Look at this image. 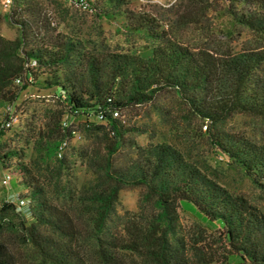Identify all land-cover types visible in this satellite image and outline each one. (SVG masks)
I'll return each mask as SVG.
<instances>
[{
    "label": "trees",
    "instance_id": "16d2710c",
    "mask_svg": "<svg viewBox=\"0 0 264 264\" xmlns=\"http://www.w3.org/2000/svg\"><path fill=\"white\" fill-rule=\"evenodd\" d=\"M64 1L100 19L120 17L125 32L141 36L147 44L138 52L92 53L79 39L58 31V23L36 1L2 0L18 36L11 40L0 35V104L10 106L14 116L11 103L19 91L43 73L49 76L46 84L55 85L54 96L61 107L53 112L52 121L38 130L27 164L19 162L20 150L7 149L0 155V162L7 164L3 174L10 175L8 184L16 187L20 183L27 190L17 197L16 206L27 199L24 213L14 203L0 201V228L7 220L20 239L30 244L41 264H88L79 248L71 244L76 237L71 217L47 200L33 172L48 169L57 150L70 146L71 124L84 115L89 130L106 131L111 140L97 175L104 183H97L87 194L94 207L91 222L96 264H122L119 250L135 254L142 264H264L262 210L229 192L203 161L171 143L139 145L125 139L127 129L120 121L123 109L145 103L152 104L162 118L163 109L155 99L173 92L187 115L204 126L210 146L264 190V144L225 127L236 114L264 117V0H223L237 34L248 31L255 38L254 44L241 45L238 50L213 49L205 40L192 47L173 31L174 23L198 21L197 11L205 16L211 3L207 0H186V9L175 11L171 25L147 11L130 8V0H83L86 8L79 0ZM10 126L0 129V134ZM120 147L131 149L124 167H116L112 161ZM55 160L59 182V172L70 167L64 157ZM131 185L145 188L156 212L130 216L123 224L125 236L110 240L103 234L105 221L119 189ZM178 209L189 211L217 233L218 245L197 234L188 237L179 223ZM43 227L54 237L46 235ZM0 264H16L1 240Z\"/></svg>",
    "mask_w": 264,
    "mask_h": 264
},
{
    "label": "rangeland",
    "instance_id": "374dc122",
    "mask_svg": "<svg viewBox=\"0 0 264 264\" xmlns=\"http://www.w3.org/2000/svg\"><path fill=\"white\" fill-rule=\"evenodd\" d=\"M46 9L52 20L58 24L57 30L72 39L82 41L85 50L92 53L109 52H138L144 50L147 44L139 35H129L122 27L120 17L114 19H100L89 11L81 10L76 5H70L64 0H34ZM89 2L98 0H88ZM210 1V8L205 16L197 11L195 23L181 25L173 24L175 11L183 13L186 9V0H130L129 7L134 10L147 11L160 17L164 22L173 24L180 40L192 47L203 44L205 40L208 47L225 50L234 47L238 50L241 45L254 44L252 33L242 31L237 34L232 21L225 11L223 0ZM185 5V7H184ZM198 9V5H197ZM195 11V10H193ZM0 35L7 39L18 36L16 27L8 20V8L0 0ZM46 74H39L32 85L21 89L12 106L14 116L8 130L0 134V155L7 149L20 150L19 162L27 164L33 142L38 138V130L52 121L53 112L60 109L54 92L55 85L46 84ZM155 103L162 107V118L156 114L152 104L136 105L121 111L120 121L127 129L125 139L134 140L139 145L149 142L166 141L179 151L187 153L190 157L203 161L210 172L218 175L217 181L232 194L246 198L251 204L264 213V190L256 186L247 176L233 164L228 157L210 146L206 139L204 126L198 120L190 118L186 109L173 92L159 94ZM6 116L4 104H0V119ZM89 119H93L91 116ZM227 131L242 135L255 142L264 144V117H251L236 114L230 117L225 124ZM69 131L72 138L68 147H63L60 154L56 153L51 159L48 169L33 170L45 190L48 201L67 211L76 229L73 246L79 248L88 264H96L95 243L92 233V219L94 207L88 202L87 194L91 187L97 183H104L99 178L100 168L106 154L107 147L111 145L109 134L106 131L95 133L87 128L85 116L74 118ZM44 129V128H43ZM46 135H51L47 133ZM144 129L143 133L139 130ZM53 135V134H52ZM55 137V135H53ZM78 149L83 155H77ZM220 153V156L217 154ZM131 155V149L120 147L113 155V163L117 167H124ZM64 157L69 164V171L62 169L59 172L60 181L57 182L56 160ZM17 159V158H16ZM15 161V159L13 160ZM11 161L10 163H13ZM33 165V164H32ZM7 164L0 162V181ZM12 168V166H9ZM17 179H20L17 176ZM107 184L110 185V182ZM19 192V194H18ZM27 193L19 183L3 185L0 182V201L6 200L17 205V197ZM27 199L22 206H16L20 213L26 210ZM156 212L153 207V198L146 196V190L141 185L123 186L118 191L117 200L110 211L103 228L104 237L112 239L115 236H125L124 222L130 216H146ZM179 223L183 231L191 235H200L214 239V245L219 243L218 234L206 227L197 217L189 211L178 209ZM23 215V214H22ZM29 221L28 215L24 214ZM5 220V219H4ZM17 221V217L15 218ZM46 235L54 237L52 232L41 228ZM63 242L67 238L58 236ZM0 240L4 241L14 256L16 264H41L39 256L30 244L24 243L17 232L7 220L1 223ZM122 264H142L135 254L119 250Z\"/></svg>",
    "mask_w": 264,
    "mask_h": 264
},
{
    "label": "built area",
    "instance_id": "2783aa9c",
    "mask_svg": "<svg viewBox=\"0 0 264 264\" xmlns=\"http://www.w3.org/2000/svg\"><path fill=\"white\" fill-rule=\"evenodd\" d=\"M79 4L81 5L82 8H86L85 7V3L83 0H79ZM15 82L18 83L19 79H15ZM5 113L6 116L3 117L2 119H0V129H6L11 125V120H12V111H11V107L10 106H5ZM116 114V113H115ZM63 149V147H61L60 149L57 150V153L60 154V151ZM10 179V175L8 173H5L2 175L1 177V184L3 185H7ZM22 201L19 200V204H21Z\"/></svg>",
    "mask_w": 264,
    "mask_h": 264
}]
</instances>
